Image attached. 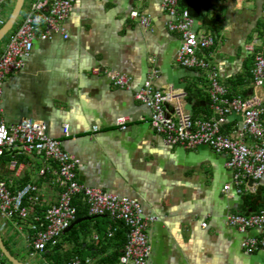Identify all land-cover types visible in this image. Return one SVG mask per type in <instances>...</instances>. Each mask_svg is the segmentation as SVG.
I'll use <instances>...</instances> for the list:
<instances>
[{
	"label": "crops",
	"instance_id": "crops-1",
	"mask_svg": "<svg viewBox=\"0 0 264 264\" xmlns=\"http://www.w3.org/2000/svg\"><path fill=\"white\" fill-rule=\"evenodd\" d=\"M27 1L18 22L31 2ZM178 2L198 14L192 16L197 33L210 32L203 17L218 20L210 58L221 84L230 95L254 96L264 107V84L253 83V53L246 49L253 43L254 50L264 54V0ZM133 10L147 17L146 25L130 16ZM169 19L162 0H73L63 22L68 37L57 33L35 40L23 67L5 77L1 115L7 125L23 118L44 122L47 134L80 160L81 183L139 199L143 212L155 217L148 228L147 264H264V248L247 252L241 247L246 237L260 236V231H240L226 220L229 213L248 215L264 206V178L247 179L245 188L255 190L237 194L233 171L225 165L228 155L204 144L191 149L168 145L150 125L148 107L134 97L155 69L153 86L168 93L169 107L177 103L196 117L211 113L205 71L176 62L181 36L168 29ZM104 69L128 75L130 87L114 86ZM119 117L127 118L126 129L116 124ZM222 130L232 138L241 137L240 114H228ZM242 138L253 142L248 134ZM55 169L54 161L15 148L0 156V179L12 191L35 184L40 203L34 210L39 212L58 198ZM225 184L230 185L228 190L223 189ZM80 219L89 220L90 229L84 258L99 261L121 251L117 240L99 246L96 253L87 249L96 243L97 227L113 221L106 216ZM0 233L19 260L48 263L31 248L27 221L7 220L0 214Z\"/></svg>",
	"mask_w": 264,
	"mask_h": 264
},
{
	"label": "built area",
	"instance_id": "built-area-1",
	"mask_svg": "<svg viewBox=\"0 0 264 264\" xmlns=\"http://www.w3.org/2000/svg\"><path fill=\"white\" fill-rule=\"evenodd\" d=\"M6 0H0V7ZM73 0H31L25 15L20 19L16 30L9 36L0 53V94L5 77L18 72L24 65L35 40H47L54 34L68 37L63 22L72 8ZM162 5L170 19L167 27L181 36V43L175 60L182 67L205 71L207 92L211 113L204 117L193 115L179 104L169 107L168 93L153 86L155 69L149 72L143 85L134 93L135 99L148 107L150 125L168 145L191 149L197 145H207L215 153L228 155L225 162L233 171L232 182L237 194L255 187L245 188L247 179L258 181L264 178V107L256 97L242 98L228 96V89L221 84L218 71L211 61L210 48L215 36L210 32L197 33L193 30L194 19L187 9L179 6L178 0H162ZM131 17H138L142 24L148 19L135 10ZM2 20L0 19V24ZM253 53L250 70L255 85L264 84V54L254 50L253 43L246 46ZM98 69H94L97 71ZM103 72L114 86L129 88L131 78L120 72L104 69ZM240 114L242 119L241 137L232 138L222 130L228 114ZM126 117L116 119L121 129H126ZM97 130V127H93ZM67 133V126L64 127ZM248 134L252 144H247L242 135ZM18 149L21 153L38 154L46 161L56 164L54 182L59 188L57 200L39 212L34 206L40 203L35 184L27 183L12 191L7 181L0 179V214L7 220L27 221L29 240L34 252L43 253L47 246H53L64 231L75 220V197H81L90 216H108L113 221H121L126 227V239L114 264H147L150 254L148 228L155 220L143 212L138 198L118 196L99 187L81 183L77 178L80 160L65 151L59 140L47 134L46 124L31 118L7 125L0 109V156L7 149ZM45 169L40 170L44 175ZM229 184L223 186L224 190ZM227 223L240 231L258 229L260 236L246 237L241 247L247 252L264 248V206L258 212L244 215L229 213ZM116 228L108 226L105 232L111 237ZM95 241L99 238L93 237ZM0 253V264L3 263ZM47 264H100L93 258L73 257L67 261L48 262Z\"/></svg>",
	"mask_w": 264,
	"mask_h": 264
},
{
	"label": "trees",
	"instance_id": "trees-1",
	"mask_svg": "<svg viewBox=\"0 0 264 264\" xmlns=\"http://www.w3.org/2000/svg\"><path fill=\"white\" fill-rule=\"evenodd\" d=\"M188 12H190L191 16H193L194 18L198 17V14L194 13V12H191V10L189 8H188ZM5 21H2V23L0 24V27L2 26V24ZM201 21H202V24L205 27V29L207 31H210V33H212L215 36V39H216V37L218 35V31H219L218 20H216V18L203 17L201 19ZM18 24H19V22L14 24L13 28L11 29V31H9L3 37V39L6 38V40H7L9 38V36L16 30ZM205 83L207 84V80H206ZM228 96L232 97V95H230L229 92H228ZM202 109L204 111H207V108H205V107H203ZM206 113H208V112H206ZM193 117H196V116L193 115ZM72 203L76 207L75 219L82 218V217H89V218H95V217H99L100 218V217H102V216H90V215H88L86 204L81 199L80 196L79 197H75L73 199ZM259 209L256 212H258ZM106 217H108V216H106ZM113 222L110 223V221H109V223L105 224L104 227H103L104 223L102 224L101 227L100 226L97 227L98 230L96 231L95 234L98 236L99 240L96 241V243L92 242V244L87 249H89L90 251L93 250L96 253V252H99V251H97V248L99 246L101 248V246H105V245H107L110 242L115 241V240H117V242H119L118 245H120L121 248H122L123 243L125 242V239H126V232H127L126 227L124 226L123 222H121V221H113ZM87 223H89V220H82L81 222H79L77 224H74L69 231L64 233L59 238V240L56 242L55 245L47 246V248L42 253L43 258L45 260H47L48 262L67 261V260H69V259H71L73 257H79L81 259L84 258L83 249L87 246L85 237L90 232V229H89ZM107 225L114 226L116 228V230L114 231V233H113V235L111 237H107L105 235V232H106V229H107L106 228ZM2 239L4 241V244L10 250V252L12 254H14V252L10 249L9 245L4 240L3 237H2ZM65 244H69V245H71V247L65 248ZM120 252L121 251H115L114 253L108 254L105 257H101V259L99 260V263L100 264H114L117 261ZM2 260H3V263H5V264H11L4 257L2 258Z\"/></svg>",
	"mask_w": 264,
	"mask_h": 264
},
{
	"label": "water",
	"instance_id": "water-1",
	"mask_svg": "<svg viewBox=\"0 0 264 264\" xmlns=\"http://www.w3.org/2000/svg\"><path fill=\"white\" fill-rule=\"evenodd\" d=\"M23 3H24V0H16L15 1L14 7H13L10 15L8 16L7 20L0 27V41L13 28V26H14V24L16 22V19L18 18L19 14H20V11L22 9ZM82 220L83 219H80V218L79 219H75L69 225V227L64 231V233L69 231L74 224H77V223H79ZM0 253L11 264H27V263L19 260L14 254H12L10 252V250L4 244V241L2 239L1 233H0Z\"/></svg>",
	"mask_w": 264,
	"mask_h": 264
},
{
	"label": "rangeland",
	"instance_id": "rangeland-1",
	"mask_svg": "<svg viewBox=\"0 0 264 264\" xmlns=\"http://www.w3.org/2000/svg\"><path fill=\"white\" fill-rule=\"evenodd\" d=\"M15 1H16V0H6V1L1 5V7H0V19H1L2 21L7 20L8 16L10 15V13H11L13 7H14ZM27 2H28V1L25 0L24 4H23V6H22V9H21V11H20V14H19L18 18L16 19L15 24L18 23L19 18L22 16V14H23V12H24V9H25V7H26V5H27ZM5 42H6V38H4L3 40L0 41V50H1V48L4 46ZM91 221H92V220H91ZM33 260H35V259L33 258ZM38 260H39V259H38ZM38 260H37V261H38ZM38 262H40V260H39ZM40 264H41V263H40Z\"/></svg>",
	"mask_w": 264,
	"mask_h": 264
}]
</instances>
